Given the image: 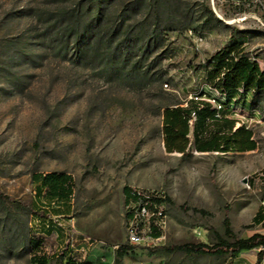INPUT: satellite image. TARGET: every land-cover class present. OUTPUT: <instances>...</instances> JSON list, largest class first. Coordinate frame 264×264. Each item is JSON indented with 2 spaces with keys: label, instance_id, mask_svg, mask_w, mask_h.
<instances>
[{
  "label": "rangeland",
  "instance_id": "1",
  "mask_svg": "<svg viewBox=\"0 0 264 264\" xmlns=\"http://www.w3.org/2000/svg\"><path fill=\"white\" fill-rule=\"evenodd\" d=\"M89 22L84 53L76 37ZM231 39L264 74V0H0V192L14 201H0V264H29L35 244L47 264L63 249L111 264L121 244L132 246L123 264H228L155 248L213 243L225 216L239 237L261 229L246 225L264 195V93L231 113L256 149L163 146L165 106L216 104L208 61ZM113 63L139 71L114 77ZM35 172L71 176L67 206L37 193ZM125 186L163 199L154 243H129Z\"/></svg>",
  "mask_w": 264,
  "mask_h": 264
},
{
  "label": "trees",
  "instance_id": "2",
  "mask_svg": "<svg viewBox=\"0 0 264 264\" xmlns=\"http://www.w3.org/2000/svg\"><path fill=\"white\" fill-rule=\"evenodd\" d=\"M92 22L84 26L81 35L76 37V47L83 43L84 53L90 46V40H85L86 31L90 30ZM114 33V32H113ZM85 37V38H84ZM227 46L216 50L209 58V71L207 79L220 97L204 100L201 97H194L187 101L186 105L179 102L172 103V106H165L162 111V134L163 146L168 153H179L181 156L187 155L190 144L198 152H244L257 148V142L253 138L252 130L244 123L238 122L231 116L234 107L244 110L254 108L257 98L264 93V74L258 73L250 66L248 58L237 55L243 47V43L238 40H230ZM80 47V46H79ZM145 50H148V46ZM124 58L123 60H125ZM119 63V62H118ZM114 77L131 76L138 71L129 70L124 74V66L114 65L106 69ZM209 97V96H208ZM210 99V97L208 98ZM217 105L220 107L217 108ZM191 135L192 140H190ZM32 181L37 183V193L48 198L50 204L69 203L73 185L69 174L63 172L40 173L35 172L31 176ZM253 180V176L249 181ZM44 190V192H43ZM124 203L127 206L134 200L135 189L130 186L123 188ZM264 199V198H263ZM154 202L159 207L163 199L160 196L153 197ZM0 201L14 203L7 195L0 192ZM264 201V200H263ZM53 207V206H52ZM202 214L206 212L202 209H194ZM158 211L157 208L155 210ZM36 214L40 215L39 212ZM162 214V212H161ZM129 213H126L128 217ZM42 216V215H40ZM161 217V216H160ZM262 223L264 225V205H260L256 210L251 223L246 227ZM151 235L157 238L161 234L160 228L155 224V216L151 218ZM215 241L213 243H181L158 246L155 249L166 253H179L185 255H202L210 257L228 256L229 263L243 250H250L261 247L256 255V263L261 264L264 257V234L252 233L247 238L237 236L231 228L227 216L223 220V233L214 231ZM31 249L29 264H47L48 256L38 251V244ZM132 246L121 244L115 251V256L111 264H123V257ZM55 264H91L89 261L77 260L65 249L58 254Z\"/></svg>",
  "mask_w": 264,
  "mask_h": 264
},
{
  "label": "built area",
  "instance_id": "3",
  "mask_svg": "<svg viewBox=\"0 0 264 264\" xmlns=\"http://www.w3.org/2000/svg\"><path fill=\"white\" fill-rule=\"evenodd\" d=\"M238 4V3H237ZM220 106L217 105V108ZM135 199L127 205V230L126 235L131 244L154 243L156 238L151 235V218L155 216V224L159 227L157 219L161 216V210L153 200L158 196L153 191L135 189ZM157 208V212L155 211ZM158 238V237H157Z\"/></svg>",
  "mask_w": 264,
  "mask_h": 264
},
{
  "label": "crops",
  "instance_id": "4",
  "mask_svg": "<svg viewBox=\"0 0 264 264\" xmlns=\"http://www.w3.org/2000/svg\"><path fill=\"white\" fill-rule=\"evenodd\" d=\"M234 3H240V2H243L244 0H232ZM233 117V116H232ZM240 123L237 122L236 123V126L239 125ZM252 151V150H250ZM245 152V151H244ZM215 153H219V152H215ZM253 183V180L251 181ZM264 195L259 203V205L257 206L256 210L259 208L260 205H264ZM255 210V212H256ZM254 212V214H255ZM254 214L252 215L251 219H250V222L249 224L251 223V220L254 216ZM252 226H260L261 229L259 230H255L253 231L252 233L254 232H259V233H262L264 234V225L262 223H258V224H255V225H252ZM252 226H249V227H252ZM252 233L248 234V235H245V236H240L242 238H247L249 237ZM261 249V247H258V248H253V249H250V250H243L241 251L233 260H232V263L231 264H255L256 263V255H257V252ZM247 253L250 254V257L247 256ZM230 264V263H228ZM261 264H264V257H263V260H262V263Z\"/></svg>",
  "mask_w": 264,
  "mask_h": 264
}]
</instances>
